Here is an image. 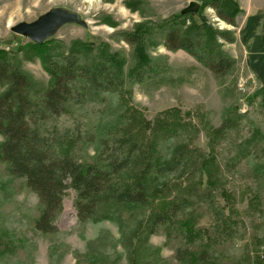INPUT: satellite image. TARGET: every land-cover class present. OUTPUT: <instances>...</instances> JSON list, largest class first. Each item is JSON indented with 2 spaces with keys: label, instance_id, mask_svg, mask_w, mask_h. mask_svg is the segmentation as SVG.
I'll return each instance as SVG.
<instances>
[{
  "label": "trees",
  "instance_id": "obj_1",
  "mask_svg": "<svg viewBox=\"0 0 264 264\" xmlns=\"http://www.w3.org/2000/svg\"><path fill=\"white\" fill-rule=\"evenodd\" d=\"M205 6L232 26L244 12L236 0H205ZM198 20V15H174L156 30V25H143L123 33L133 47L127 73V59L108 53L105 46L101 55H94L90 44L80 42L77 50L59 57L51 52L52 38L26 46L1 42L10 50L0 49V87L5 88L0 94V164L16 187L24 183L38 197L36 230L59 233L55 222L72 189L81 225L115 221L124 235V227L136 222L135 230L121 241L128 264H251L254 237L239 220L227 180L232 164L240 166L254 146L264 156V135L255 130L232 164H226L218 160L215 147L238 130L236 121L225 119L213 128L204 118L187 117L178 109L149 121L133 104V85L164 81L171 72L168 64L147 53L151 28L164 48L184 51L217 80L233 74L236 61L219 50L216 38L234 43L235 35L213 34ZM14 43L13 49L32 53L24 59H40L50 78L46 88L15 61ZM111 116L118 119L100 136L83 121ZM203 128L209 151L196 146ZM170 143L172 151L166 153L164 146ZM92 145L97 147L95 156L88 154ZM246 173L252 193L264 199V163L252 164ZM257 206L264 208L259 202ZM161 231L173 252L169 260L161 259L160 249L149 244ZM245 239L248 243L239 254L236 243ZM16 249L0 238V259ZM255 263L264 264V259L258 257Z\"/></svg>",
  "mask_w": 264,
  "mask_h": 264
},
{
  "label": "rangeland",
  "instance_id": "obj_2",
  "mask_svg": "<svg viewBox=\"0 0 264 264\" xmlns=\"http://www.w3.org/2000/svg\"><path fill=\"white\" fill-rule=\"evenodd\" d=\"M236 1L244 12L236 18V26H232L221 19L215 9L205 6V0H0V49L10 50L8 45L1 44L3 41H18L23 46L32 44L30 39L14 34L12 28L20 23L34 22L52 9L63 8L79 14L84 23L62 27L52 37L51 52L59 57L68 56L83 43L91 45L94 55L97 51L101 55V47L105 46L108 53L127 59L124 70L127 73L133 47L122 34L143 25L147 28L156 25V30L163 20L181 15L192 2H197L203 6L198 21L210 26L213 34L235 35L234 43L219 36L216 38L219 50L236 61L235 71L228 79L217 80L184 51L164 48L160 35L151 28L146 35L147 53L168 64L171 72L164 81L133 85V104L149 121L171 109L189 114L187 117L204 118L207 126L213 128L220 127L225 119L236 121L238 130L229 132L215 147L218 160L232 164V159L244 148V141H249L255 130L264 135V97L261 95L264 90V0ZM190 22L188 20L187 25L190 26ZM14 46L15 43L11 49L15 61L46 88L50 78L40 59H24L32 53L15 50ZM4 90L0 87V94ZM117 119V116L85 117L83 121L89 130L100 136ZM196 146L205 151L211 149L205 129L198 135ZM164 148L166 153L170 152L172 144ZM96 150V145H92L88 154L95 156ZM260 162L264 163V156L260 147L254 146L240 166L232 164L227 180L228 188L236 197L233 202L239 220L246 225L249 236L254 237L249 247L251 264H256L258 257L264 259V208L257 206L258 202L264 205V199L259 200L252 193L246 168ZM14 183L0 164V238H7L17 248L4 255L0 264H128L127 250L121 241L124 235L135 230L136 222L124 227V235L115 221H91L81 225L74 208L75 193L70 189L63 201V213L55 222L59 233L44 234L35 229L38 197L24 183L19 187ZM128 217L129 214H125V219ZM165 241L161 231L150 238L149 244L160 249L161 259L169 260L173 252ZM247 243V239L236 243L239 254Z\"/></svg>",
  "mask_w": 264,
  "mask_h": 264
},
{
  "label": "water",
  "instance_id": "obj_3",
  "mask_svg": "<svg viewBox=\"0 0 264 264\" xmlns=\"http://www.w3.org/2000/svg\"><path fill=\"white\" fill-rule=\"evenodd\" d=\"M202 5L192 2L183 11V15L196 16L200 13ZM79 14L63 8L52 9L31 23H20L12 28V32L30 39L32 42L42 43L54 37L58 31L70 24H83Z\"/></svg>",
  "mask_w": 264,
  "mask_h": 264
}]
</instances>
